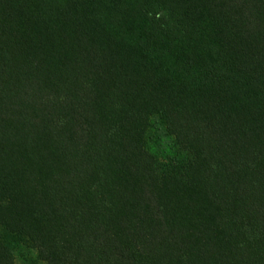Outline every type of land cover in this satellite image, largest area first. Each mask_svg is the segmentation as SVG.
Segmentation results:
<instances>
[{"label": "trees", "instance_id": "trees-1", "mask_svg": "<svg viewBox=\"0 0 264 264\" xmlns=\"http://www.w3.org/2000/svg\"><path fill=\"white\" fill-rule=\"evenodd\" d=\"M0 264H264V0H0Z\"/></svg>", "mask_w": 264, "mask_h": 264}]
</instances>
